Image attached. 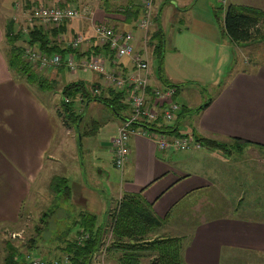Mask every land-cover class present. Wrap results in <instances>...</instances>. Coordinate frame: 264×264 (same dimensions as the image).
Listing matches in <instances>:
<instances>
[{
    "label": "crops",
    "instance_id": "1",
    "mask_svg": "<svg viewBox=\"0 0 264 264\" xmlns=\"http://www.w3.org/2000/svg\"><path fill=\"white\" fill-rule=\"evenodd\" d=\"M80 1L81 3L73 0L72 7L82 10V14L69 24L74 28V35L81 34L84 38L78 46L80 55H84L80 58L88 57L94 52L90 51L95 41L93 26L99 23L119 31L132 32L135 35V48L142 49V32L137 27V20L142 14V0L135 1L136 4L131 3L140 7V13L136 17L124 14L123 8L131 7L129 2L119 5L115 3L117 0H103L102 4L101 0ZM229 3L255 7L264 12V0H226L224 5ZM2 4H6L4 0ZM152 10L154 14L149 31L150 37L159 25L160 28L162 26V7L158 0L153 1ZM157 15L159 24H155L158 20ZM222 29H218L212 19L208 22L202 19L193 20L191 32L186 31V33L191 35L194 52L199 61H203L202 55L205 53V63L209 65L214 62L215 57L217 59L215 62L218 64L226 60L228 62L235 48L239 50L240 47L244 52L249 50L252 56L244 58L242 65L235 64L228 76L219 81V78H215L212 81L214 83L211 82L216 88L212 95L207 93L208 104L204 108L191 114H183L180 116L181 119L174 117L173 120L164 122L177 128L175 133L166 134L170 137L190 134L195 140L197 137L217 141L239 138L264 146V53L259 52L262 48L259 46L264 47V39L234 42L225 33L224 28ZM3 41V29L0 23V203L3 204L4 209L7 204L12 206L13 203V211L11 210V214L5 212L3 223L17 221L24 197H28L32 184L35 185L50 167L47 180L62 170V177L66 178L69 186V195L64 199H68L69 204L76 208L75 215L87 211L97 217L102 215L101 219L98 217V222L103 220L106 222L111 220L112 214L125 194H140L145 202L151 204L154 214L163 220L162 226L156 230L160 233L158 236L181 238L185 264H231L222 260H234L242 253L248 255L241 258L244 262L264 264V220L230 216L202 218L192 225L186 235L180 234L184 230L175 233L172 229L173 224L176 223L174 218L178 215L181 201L189 194H202V191L208 194L213 182L210 176L207 178L206 174L194 172L191 156L198 157L196 151L189 152L184 157L181 154L183 150L174 148L159 150L154 138L146 134L134 133L128 141L130 152L123 168L114 166L112 138L122 120L128 115V107L115 113L99 101L84 102L83 100L84 105L79 99L82 106L95 109L100 116L96 121L93 120L92 128L87 132L91 133V138H87L89 162L87 168L82 157H79L74 149V144L76 150L80 149L81 135L79 136V133L77 134L70 125H67L64 119L60 120L57 116L59 112L56 102L49 105L42 90L21 78L14 77L8 69L2 50ZM149 46L150 44L147 45V54L150 62L153 55ZM70 55L75 56L71 53ZM209 56L211 60L206 62ZM106 58L112 64V58ZM117 63H120V70L125 72L132 68L128 58H121ZM59 66L55 69H45L47 72H44L56 78L60 85L79 79L85 76L86 71H90L93 73L91 83L98 82L100 87L105 88L106 96L108 89H114L104 84L102 77L88 68L81 67L72 72L65 66L63 69ZM162 77L167 83L159 79L158 72L157 74L152 72L150 64V95L152 88L174 86L177 90L174 99L180 107L190 110L205 102L204 93L200 92V103L197 106L180 103L177 96L182 85L177 83L178 79H175L177 77L171 78L163 72ZM61 125H63L62 132H60ZM180 125L183 126L182 129L179 128ZM67 138L71 140L72 148L57 152L60 145L68 142ZM66 151H70L71 158L63 165L68 159ZM211 152L214 153L216 150ZM55 164L59 166L55 167ZM65 211L69 212L67 208ZM109 227L110 225L104 227L103 234L106 232L110 234ZM167 232L171 235H167Z\"/></svg>",
    "mask_w": 264,
    "mask_h": 264
},
{
    "label": "rangeland",
    "instance_id": "2",
    "mask_svg": "<svg viewBox=\"0 0 264 264\" xmlns=\"http://www.w3.org/2000/svg\"><path fill=\"white\" fill-rule=\"evenodd\" d=\"M75 1L81 3L80 0ZM135 1L137 0H117L115 3L125 5L127 2L131 4L133 2L135 3ZM158 1L159 5L162 7L161 28L164 38V53L162 61L157 60L155 57L156 48L154 44H150L151 47L149 46V49L153 55L150 61L152 72L157 74L158 69H161L165 75L171 78L173 76L177 77L175 78L178 79L177 83H181L182 85L177 100L180 103H185L187 106H197L200 103V92L204 93L203 101L208 99L209 94L212 95L214 93L216 87L212 85V83H214L212 81L215 78H219V81L221 78L228 76L235 64H244V58H250L252 55L249 50H245L244 52L240 47L239 50L235 48V52L231 54L229 61L227 62L226 60L222 64L215 62L217 60L216 57L212 64L209 65L205 63V53L202 55L203 61L201 62L198 60L199 58L193 48L194 42L191 39V35L186 33V31L191 32L194 19H202L207 22L212 19L217 28L223 30L222 24L225 5L222 3V0ZM4 2L6 3L5 5L2 4V0H0V23L2 24V29H4L6 21L13 19L14 16H16V20L20 23L24 19V14L17 11L16 5H19V7L23 9L33 6L34 3H43L46 5H67L69 3L71 7L74 6L73 0H4ZM27 2L29 3V7H27ZM102 2L103 0L100 1L101 4ZM156 23H160L159 19L155 24ZM15 27V30L22 28L18 23H16ZM22 34L24 33L22 32ZM259 47H262L259 50L260 54L264 53V47ZM7 48V43L3 41L2 50L4 49L6 51ZM245 54L247 56H245ZM210 60L211 58L209 56L206 62H210ZM246 66L247 65H245V67ZM45 72H47V70ZM49 72H51V70ZM86 72L85 76L79 79L84 80L85 83L89 85L86 86L89 90L92 85L90 83L93 73L90 71ZM57 84H60V82ZM43 92L49 105L56 102L55 105L58 106L57 110L60 112V114L57 113V116L60 120H63L64 117L62 116L59 106V101L64 98L61 92H53L50 90H45ZM81 103L84 104L83 101ZM81 103L78 99L71 103L72 108L82 116L80 128L76 129L74 126H71V128H73L77 134L79 132L78 135L82 137L80 149L76 150L75 144L74 149L76 154L82 157L88 168L87 138H91V133L88 134L87 132L92 128L91 123H93V120L96 121L100 116L95 109L85 108V104L82 106ZM181 118L182 117H180V119ZM182 127V125L179 126L180 129H182ZM60 130V132H62L63 125H61ZM189 137L193 139L194 136ZM67 139L68 142L60 145L57 148V152H63L72 148L71 140H69V138ZM224 142L229 145L231 144L230 141L224 140ZM78 145L80 146L79 142ZM207 149L208 148H205L203 145L200 148L179 149L183 150L181 154H183L184 157H186L185 154L196 151L199 154L198 157L194 155L191 156L194 164L193 167L195 168L194 172L206 174L207 178L210 176L209 178H211L213 182L208 190V194H206V191H202V194H189L181 201L178 215L174 218V222L176 223L172 226L174 232L178 233L184 230V232L180 234L186 235L192 228V225L202 218L208 219L230 216L264 220V150H259L254 146H246L241 151L232 149L229 153H224L216 150V152L212 153L211 149ZM66 154H68V159L63 165L71 158L70 151H66ZM54 166L58 167L59 165L55 164ZM49 168L42 174L35 185L34 183L32 184L31 193L28 197H24L20 205L22 206L21 211L20 214L17 215L16 222H2L5 212L11 214V210L13 211V203L12 206L7 204L5 209L3 204L0 203V264H2L5 256V242L7 241L13 243L18 248L19 252L22 253V256L30 253L40 258L53 259L59 258L57 257L59 256V251L55 249L56 246H63L65 238H72L75 236L74 232L77 231V226H73L70 222L71 219L76 216L74 214L76 208L69 204L70 202L68 199L53 202L55 194H57L56 191L60 190L61 187L56 188V186H52V179L55 176V178L62 177V170L58 172L59 174H55L47 180ZM114 201H116V199ZM56 203H58V206L52 213H48V216L45 218V224H42L41 220L43 214L48 212V209L52 208L53 204ZM66 208L69 212L65 211ZM98 217L101 219L102 215ZM110 223V220L107 221L106 226H109ZM35 227H40V231L38 232L39 236L36 237L35 242L36 248H34V250H29V248H27L30 244L29 239L32 237L34 238L36 234ZM66 228L69 234L65 233ZM13 233L16 234L14 237L12 236ZM159 234L160 233L157 231L153 232L154 236H158ZM167 235L171 234L167 232ZM110 240L112 241V236L108 237L106 232L103 242V249L106 252L104 256L106 264L113 262L111 254L108 253V244ZM246 254L247 253H242L240 257H236L234 260L223 259L222 261L231 264H253L249 261L244 262V259H241L242 257L245 258L248 256ZM117 255L118 254L115 256ZM148 262H154L152 256H143L139 264H147ZM92 264H95V262H92Z\"/></svg>",
    "mask_w": 264,
    "mask_h": 264
},
{
    "label": "trees",
    "instance_id": "3",
    "mask_svg": "<svg viewBox=\"0 0 264 264\" xmlns=\"http://www.w3.org/2000/svg\"><path fill=\"white\" fill-rule=\"evenodd\" d=\"M28 5L29 3L27 2V7H29ZM130 6L123 8L124 14L129 17H136L140 13L139 5L131 4ZM69 24L70 22L65 21L59 25L47 27L35 21L34 26L27 33L22 34L20 28L15 30L16 22L13 19H9L6 21L3 29V38L8 48L6 51L3 49V52L8 69L14 77L21 78L42 91H60L62 96L68 99L65 101L63 98L59 101L60 111L64 117V122L78 129L82 122V116L72 108L71 103L74 100L81 99V101L85 100L84 102L99 101L111 108L115 113H119L121 109L127 107V102L124 91L108 89L106 96L105 88L100 87L98 82H95V84L90 83L92 85L89 90L86 87L89 85L82 79L71 80L61 85L57 84L56 78L50 77L44 70H40L36 65L30 64L24 58L23 50L27 44H32L46 53L60 54L63 59L59 66L61 69L64 68L65 59L70 53L76 55L77 58L83 57L84 55H80L77 47L72 48L64 43V35H66L67 39L72 37L71 35H74V28L69 26ZM223 28L225 33L234 42L262 40L264 39V12L255 7L229 3L224 8ZM94 40V44L90 50L94 51L92 54L102 51L103 54H107L106 57L112 58L113 67L120 65V63H113L115 54L114 51L109 49L107 44L100 47L98 43L96 44L95 38ZM163 41V32L159 25L158 29L149 39V44H154L156 48L155 57L159 61L163 59ZM158 76L164 83H167L162 77L161 69H158ZM95 85L98 89L97 92L94 91ZM207 104L208 102L205 101L190 110L180 107L175 118L177 119L186 113L191 114L199 111ZM141 125L149 130L164 133H175L177 130L174 126H169L164 124V122L161 123L159 119L151 123H142ZM196 140L205 148L219 150L224 153H229L232 149L241 151L246 146H254L259 150H264L263 145L239 138H232L230 145L224 141H217L206 137H197ZM55 177H53L51 185L56 186V188L61 187V189L56 191L57 194H55L53 202L61 201L69 195V186L67 185L66 178ZM57 204H53L52 208L43 214L42 224H45V218L48 216V213H52L55 210L58 206ZM110 221L112 241L108 247V253L111 254L113 262L109 264H139L143 256H152L154 262H148L147 264H185L181 238H161L160 236L153 235V232L162 226L163 220L154 214L151 204L145 202L140 194H125L119 201L118 207L112 214ZM106 223L107 221L105 222L104 220L98 222V217L95 214L81 211L70 222L73 226H77V231L74 232L75 236L65 238L63 246H56L55 249L59 251V256L57 257L62 258L66 256L68 259L67 264H92L93 255L100 248ZM35 229L36 234L34 238L29 239L30 244L27 247L29 250L36 248L35 242L36 237L39 236L40 227H35ZM65 233L69 234L67 228L65 229ZM82 234L85 237L79 241L78 235ZM5 248L6 252L2 264H24V256H22V253L19 252L13 243L10 241L5 242ZM116 254L118 255L115 256Z\"/></svg>",
    "mask_w": 264,
    "mask_h": 264
},
{
    "label": "built area",
    "instance_id": "4",
    "mask_svg": "<svg viewBox=\"0 0 264 264\" xmlns=\"http://www.w3.org/2000/svg\"><path fill=\"white\" fill-rule=\"evenodd\" d=\"M153 0H142V14L137 20V27L142 32L141 42L142 49L135 48V35L132 32H123L116 30L114 27L99 23L93 26V36L97 40L98 45L107 44L109 49L114 51L115 58L113 63L121 58H128L132 64L130 71L120 70V65L113 67L109 63L103 52L92 54L85 58H76V55H68L65 59V68L75 72L83 67L98 73L104 84L109 85L116 91H124L126 101L128 102L130 112L127 117L118 126L116 134L112 138L113 146V162L116 168L122 169L129 155L128 139L131 134L141 133L154 138L159 150L174 149H190L200 148L201 144L190 138L191 135H179L173 138H167L162 132L149 130L141 127L140 123H151L157 119L160 122H169L176 117L180 109V105L173 98L176 89L174 87L152 88L149 94V76L150 62L147 54V45L150 39L149 31L153 21ZM17 11L21 12L24 17L22 22L13 20L22 26L23 33H27L37 21L43 26L59 25L65 21L71 22L80 17L82 10L71 7L69 5H44L34 4L28 9L20 8L16 5ZM64 43L72 48H78L79 44L84 40L81 34H76L70 38H63ZM24 58L32 65H36L40 70L48 68H56L63 59L58 53H46L39 50L32 44H27L23 50ZM112 63V62H111ZM98 91L97 87L94 89ZM67 101V98H64ZM193 137V136H192ZM16 234L13 233L14 237ZM85 237L84 234L78 235L81 241ZM105 250L97 251L93 259L96 264H105ZM68 261L66 256L62 258L44 259L34 254L27 253L24 255V264H66Z\"/></svg>",
    "mask_w": 264,
    "mask_h": 264
},
{
    "label": "bare ground",
    "instance_id": "5",
    "mask_svg": "<svg viewBox=\"0 0 264 264\" xmlns=\"http://www.w3.org/2000/svg\"><path fill=\"white\" fill-rule=\"evenodd\" d=\"M153 1H154V0H153ZM225 1H226V0H222V3L224 4ZM152 6H153V3H152ZM163 87H166V86H163ZM169 87H174V86H169ZM174 88H175V87H174ZM175 89H176V88H175ZM173 98H175V94H174ZM126 102H127V101H126ZM127 107H128V109H129V112H130V108H129L128 102H127ZM129 112H128V114H129ZM126 117H127V116H126ZM126 117H125V118H126ZM125 118H124V119H125ZM124 119H123V120H124ZM123 120H122V121H123ZM140 124H142V123H140ZM140 124H139V125H140ZM141 127H144V126L141 125ZM144 128H145V127H144ZM163 134H164L167 138H173V137H175V136L170 137V136L167 135L166 133H163ZM131 135H132V134H131ZM131 135H130V137H131ZM130 137H129V138H130ZM128 141H129V139H128ZM128 146H129V145H128ZM109 228H110V234H109V233H107V234H108V237H111V236H112L111 225H110ZM110 241H111V240H110ZM103 242H104V234H102V241H101V245H100L99 250H104V249H103ZM109 243H110V242H109ZM108 245H109V244H108ZM99 250H98V251H99ZM93 256H94V255H93ZM93 262H95L94 259H93ZM66 264H67V263H66ZM95 264H96V263H95ZM105 264H106V263H105Z\"/></svg>",
    "mask_w": 264,
    "mask_h": 264
}]
</instances>
